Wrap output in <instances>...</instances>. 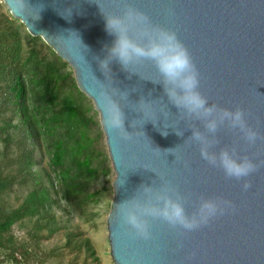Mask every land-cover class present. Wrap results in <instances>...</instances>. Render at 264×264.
I'll use <instances>...</instances> for the list:
<instances>
[{"label": "water", "instance_id": "water-1", "mask_svg": "<svg viewBox=\"0 0 264 264\" xmlns=\"http://www.w3.org/2000/svg\"><path fill=\"white\" fill-rule=\"evenodd\" d=\"M125 0H3L26 31L44 39L72 68L80 91L99 114L105 144L115 173L114 199L107 218L108 242L114 264H264V165L244 181L225 177L210 166L199 146L187 138L191 130L179 110L168 102L150 61L126 72L113 61L111 73L101 71L116 36L105 28L108 15H118ZM154 25L169 29L188 49L199 73V90L210 103L242 109L247 122L264 136V0H127ZM104 14V15H103ZM71 15V16H70ZM136 73V74H132ZM129 93L122 104L125 129L132 121L144 132L122 139L105 124L107 98ZM140 99L154 106L151 117L134 111ZM151 119V120H148ZM198 123V122H197ZM163 125L167 136L162 135ZM137 129V130H141ZM182 130L183 136H177ZM219 148L235 147L240 155L264 161V140L248 146L228 128L218 132ZM172 149V152H164ZM161 150V151H160ZM161 177L185 197L191 214L202 198L232 201L236 211L191 232L153 220L152 238L131 234L122 206L143 198V185L159 187Z\"/></svg>", "mask_w": 264, "mask_h": 264}, {"label": "trees", "instance_id": "trees-1", "mask_svg": "<svg viewBox=\"0 0 264 264\" xmlns=\"http://www.w3.org/2000/svg\"><path fill=\"white\" fill-rule=\"evenodd\" d=\"M37 40L12 17L0 24V196L27 186L17 206L0 204V252L5 251L15 264L28 248L24 251L16 243L12 227L47 214L58 193L66 201L86 195L88 184L99 176L97 147L103 132L99 120L94 121L99 115L78 88L68 63L53 52L41 55ZM37 150L45 152L55 186L35 172ZM60 229L50 228L46 237ZM35 232L37 240L44 239ZM62 235L63 247L73 259L86 254L97 260L88 239L66 229Z\"/></svg>", "mask_w": 264, "mask_h": 264}, {"label": "clouds", "instance_id": "clouds-1", "mask_svg": "<svg viewBox=\"0 0 264 264\" xmlns=\"http://www.w3.org/2000/svg\"><path fill=\"white\" fill-rule=\"evenodd\" d=\"M121 5L120 14H103L106 31L110 35L114 34L116 39L107 49L105 58L99 61L101 71L104 75L105 71L111 73L110 65L113 61L118 62L126 72H129L132 65L150 61L160 77L158 81L152 82L162 85L168 102L179 110L181 120L191 130L187 140L199 146L201 158L210 166L221 169L225 177L243 180L244 191L251 189L252 185L246 178L264 165V161H255L247 155H240L235 147L219 148L217 151L220 143L217 134L222 128H228L238 132L244 143L250 147L264 140V136L248 124L242 109L229 110L210 103L200 92L198 70L188 49L174 31L154 25L148 15L127 0ZM128 95L129 93L120 91L117 98H107L104 114L107 128L117 132L124 140H130L140 133L145 136L133 121L130 125L133 131L125 129V106L122 104L128 101ZM154 110L149 100L140 99L135 103L134 111L142 114V118L151 117ZM169 128L171 127L163 125L161 134L167 136ZM183 134L182 130H176L177 136ZM164 152L173 154L172 149ZM160 179L159 187L143 185V198L128 201L122 206L123 223L135 238L150 240L153 220L159 219L171 227L191 232L220 216L236 211L232 201L216 197L202 198L195 211L189 214L185 208V197L163 177Z\"/></svg>", "mask_w": 264, "mask_h": 264}, {"label": "rangeland", "instance_id": "rangeland-1", "mask_svg": "<svg viewBox=\"0 0 264 264\" xmlns=\"http://www.w3.org/2000/svg\"><path fill=\"white\" fill-rule=\"evenodd\" d=\"M9 17H12V15L3 0H0V24ZM12 19L15 23L20 24L17 19L13 17ZM23 30L28 36L37 38L30 35L24 26ZM35 46L41 52V55L51 54V52L55 53L44 39L37 40ZM98 120L100 122L99 116L94 119V121ZM94 127L96 129V125ZM97 148V151L101 154L98 159L99 176L88 184L86 195L73 201H66L58 193L54 197L56 204L53 205L47 214L23 219L12 227L11 234L16 243L24 246V251L28 248L26 252H23L22 256L20 255L19 264H70L72 260L76 264H114L108 242L107 218L111 212L114 199L113 182L115 173L108 155L104 134L98 140ZM2 150L3 146L0 142V154ZM34 170L43 174L49 182L53 181L54 186L57 184L54 170L49 166L48 158L44 151L37 150ZM26 191L27 186H16L10 193L0 196V204L5 202L15 207L20 203ZM89 195H92V197L90 199L86 198ZM56 227L61 228L60 232L47 238L49 229H56ZM65 229L74 231L81 237L88 239L97 260L91 259L86 254L73 259V256L69 255L63 247L64 239L62 234ZM36 230L44 235V239L40 238V240H37L35 238ZM0 264L15 263L11 262L5 251H1Z\"/></svg>", "mask_w": 264, "mask_h": 264}]
</instances>
